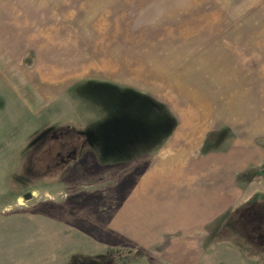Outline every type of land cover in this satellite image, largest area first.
<instances>
[{
    "label": "rangeland",
    "instance_id": "rangeland-1",
    "mask_svg": "<svg viewBox=\"0 0 264 264\" xmlns=\"http://www.w3.org/2000/svg\"><path fill=\"white\" fill-rule=\"evenodd\" d=\"M180 148V180L228 170L258 204L203 245H145L127 198ZM250 216L264 220V0H0V264H264Z\"/></svg>",
    "mask_w": 264,
    "mask_h": 264
},
{
    "label": "crops",
    "instance_id": "crops-1",
    "mask_svg": "<svg viewBox=\"0 0 264 264\" xmlns=\"http://www.w3.org/2000/svg\"><path fill=\"white\" fill-rule=\"evenodd\" d=\"M143 140L146 141L147 138L144 137ZM188 156V152L183 153L181 148L170 149L166 154L158 156L157 162L143 171L132 187L126 202V215L131 222H140L145 245L155 244L157 238H160L159 242L169 238L172 244L181 243V237L186 239L189 236L195 238L196 245H203L205 236L211 233L208 229L211 223L224 222L235 208L241 213L258 204L251 201L252 196L247 199L246 186L236 183V176L231 177L228 170L225 172L227 175L216 177L217 180L213 175L210 181H197V172L195 175H188L189 179L186 181L180 180V170L187 168V165H183V159ZM209 169V176L215 173L213 166ZM169 174L172 176H168ZM167 176L169 182L166 181ZM191 181L197 182L194 185ZM167 188L170 190L166 191ZM180 189L184 191V196H180ZM166 195H169L168 200ZM259 229L254 227L253 232L247 230V235L257 236ZM198 262L199 260L194 263L190 261L189 264Z\"/></svg>",
    "mask_w": 264,
    "mask_h": 264
},
{
    "label": "trees",
    "instance_id": "trees-1",
    "mask_svg": "<svg viewBox=\"0 0 264 264\" xmlns=\"http://www.w3.org/2000/svg\"><path fill=\"white\" fill-rule=\"evenodd\" d=\"M75 151L74 152H70L69 153V157L68 158H72V157H74L75 156ZM247 217H249V216H247ZM251 217V216H250ZM260 221V220H259ZM263 221V222H262ZM256 221L253 219V217H251V218H249V220L247 221V219L245 220V222L243 223V224H245V225H249L248 226V228H246V230L248 229L249 230V232H253L254 231V227L255 228H260L259 230H258V233H259V235H257V236H264V220L263 219H261V223L259 224V225H257L256 223H255Z\"/></svg>",
    "mask_w": 264,
    "mask_h": 264
},
{
    "label": "water",
    "instance_id": "water-1",
    "mask_svg": "<svg viewBox=\"0 0 264 264\" xmlns=\"http://www.w3.org/2000/svg\"><path fill=\"white\" fill-rule=\"evenodd\" d=\"M27 198H29V195H27Z\"/></svg>",
    "mask_w": 264,
    "mask_h": 264
},
{
    "label": "flooded vegetation",
    "instance_id": "flooded-vegetation-1",
    "mask_svg": "<svg viewBox=\"0 0 264 264\" xmlns=\"http://www.w3.org/2000/svg\"><path fill=\"white\" fill-rule=\"evenodd\" d=\"M65 161H67V160H65ZM65 161H63V162H65Z\"/></svg>",
    "mask_w": 264,
    "mask_h": 264
}]
</instances>
